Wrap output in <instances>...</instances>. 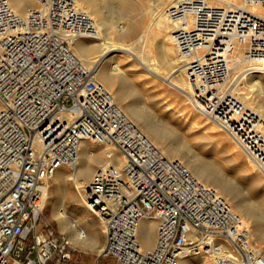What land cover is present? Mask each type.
Segmentation results:
<instances>
[{
  "label": "built area",
  "instance_id": "1",
  "mask_svg": "<svg viewBox=\"0 0 264 264\" xmlns=\"http://www.w3.org/2000/svg\"><path fill=\"white\" fill-rule=\"evenodd\" d=\"M241 1L176 0L165 10L190 106L236 141L254 135L260 120L225 87L233 56L243 51L264 66V13L254 11L264 0ZM96 30L76 0H35L25 14L0 0V264L68 259L72 242L43 211L53 175L76 166L85 141L111 143L123 156L98 168L85 188V208L104 228L100 257L178 264L188 249L215 264H264L229 202L166 157L74 53L73 41ZM143 219L156 222L149 250L139 239Z\"/></svg>",
  "mask_w": 264,
  "mask_h": 264
},
{
  "label": "bare ground",
  "instance_id": "2",
  "mask_svg": "<svg viewBox=\"0 0 264 264\" xmlns=\"http://www.w3.org/2000/svg\"><path fill=\"white\" fill-rule=\"evenodd\" d=\"M8 1L12 9L19 14H25L35 6V0ZM136 1L76 0L77 6L92 17L97 30L96 35L89 40L79 38L73 41L74 53L86 66L93 69L96 79L112 93L123 112L166 157L181 160L200 182L215 188L229 202L232 210L235 209L239 214L233 210L235 213L250 220L248 232L253 230L256 245L261 250L264 248V210L261 209L259 213L255 208L256 202L251 197H241L237 186L243 188L241 183L247 182L248 186L262 192L264 198V181L255 172H264V66L245 64L249 61L244 57L243 51H238L233 56L232 69L225 87H229L234 96L258 115L260 124L252 130L255 131L254 135L244 140L236 141L225 133L230 141L216 130L218 126L206 116L184 107L190 105L188 86L182 61L171 40L172 28L165 17L166 8L176 0H149L147 6H142L141 13L150 14V20L142 28L137 39L127 44L125 41L133 35L134 28L131 27L134 25H130V22ZM208 4L242 6L243 2L208 0ZM254 11L264 13V9L260 7ZM126 20L130 28L122 25ZM153 36L160 39L156 52L150 42ZM118 55L123 59L117 58ZM132 60L137 61L148 75L168 84L175 91L173 99L176 102H179L177 98L186 96L187 100L183 99L184 103H177L176 107L180 124L188 126L191 133L190 141L184 133L170 130L167 125L171 124L169 121H163V118L154 116L151 112L145 113L139 106L136 97L142 87L143 78L134 72L137 66ZM125 66L133 68L132 71L125 69ZM169 115H175L174 111ZM201 116L212 124L204 121ZM162 122L166 124L164 127L160 125ZM91 145L86 141L82 143L77 164L73 169L64 166L53 175L54 195L60 204L53 205L51 216L57 222L59 230L67 234L72 243L89 251L97 250L100 254L103 248L99 244L100 234L104 233V228L97 230L84 210L85 188L96 165L101 164L102 167L115 161L119 162L123 160V156L111 143L103 145L105 147H102V151ZM69 182H74L75 191L71 190ZM66 198L78 201L77 213L65 210L61 202ZM79 199H82V202ZM155 228L154 220L141 221L139 239L143 248L149 250L154 246ZM178 264L215 263L209 256L192 254L187 249L180 255Z\"/></svg>",
  "mask_w": 264,
  "mask_h": 264
},
{
  "label": "rangeland",
  "instance_id": "3",
  "mask_svg": "<svg viewBox=\"0 0 264 264\" xmlns=\"http://www.w3.org/2000/svg\"><path fill=\"white\" fill-rule=\"evenodd\" d=\"M148 1L149 0H137L136 3H134L133 9H132L133 11L131 13L132 22H130V25H132V26L134 25L133 27H131V28H134V29H132L133 35L131 36V38L127 39L125 41V43L130 44L133 41H135L137 39L138 35L140 34V32L142 31V28H144V26L149 22L150 14L147 13V14L143 15L141 13L142 12L141 11L142 6H147ZM151 1H153V0H151ZM235 1L240 3L241 0H235ZM128 23H129L128 20H126L122 25L124 27H129L130 25L128 26ZM82 39L89 40V38H82ZM159 40H160L159 38L154 37V36L150 40V42H152L151 46L155 52L158 48ZM117 58H119L120 60L123 59V57L122 56L119 57V55L117 56ZM132 61H135V60H132ZM134 63L137 66V70L134 72L140 78H143L142 83H141L142 87L139 90V95H137V97H136V100L138 101L139 106L142 109H144L143 111L145 113L151 112V113H153L152 115L157 116V117L159 116L161 119L163 118L162 119L163 121H169L171 124H167V125H168L170 130L174 131V129H175L178 132L180 131V132L184 133L185 136L187 137V140L190 141L191 133H189L188 126L180 124V122H179L180 116H179V113H178V110L176 107L177 103H179V105H182L181 103H184L183 99L187 100L186 96H182V97L177 98L179 100V102H176L173 99L175 96V91L170 86H168V84L164 83L162 80L156 79L154 76H152L150 74L148 75L147 72L138 64L137 61H135ZM245 64H247L248 66L250 65V63H248V62H245ZM251 65H257V64H251ZM129 67L130 66H125V69L132 71L133 68L130 69ZM144 77H145V79H144ZM262 80L264 81V76H263ZM248 83H249V80H248ZM249 84H251V82ZM184 107H186L187 110L190 109L191 111L196 112L198 114V112L195 111L190 105L188 106V104H187ZM189 107H191V108H189ZM150 110H152V111H150ZM172 111H174L175 115L170 117L169 114L172 113ZM178 116H179V118H178ZM201 118L204 121H207L204 116H201ZM208 123L212 124V122H208ZM160 125L162 127H164V125H166V124L164 122H162ZM218 129L219 128L217 127L216 130L218 132H220L221 134H223V136L228 138V140H230V138L226 136L224 131H222V130L219 131ZM88 143H89V145L92 144L90 142H88ZM91 146L98 148L99 151H102L103 148L105 147L103 145L101 146V145H96V144H92ZM99 167H101V164L96 165L94 167V170H93L91 176ZM66 168H68V167H66ZM255 172L264 181V174H262L258 171H255ZM91 176H90V178H91ZM241 184H242L243 188H241L240 186H237L238 191H240L239 192L240 196L243 198H247V199L249 197H251V199L256 202L255 208L257 209V211L259 213H260L261 209L264 210L263 193L257 191L255 188H251V186H248L247 182H242ZM69 186H70L72 191H75L74 182H69ZM49 193H50L49 194L50 196L46 202V206H45L44 211H43V216L51 223V226L56 233L64 234L65 236L68 237L67 234L62 233L59 230L57 222L51 216V211H52L53 205L60 204L59 199L56 197V195H54L53 179L51 180L50 185H49ZM80 201L82 202V199ZM61 204L65 207V210L68 212L77 213V210L79 209L78 208L79 206L76 205V204H78V201L72 200L71 198H66L63 202H61ZM84 210L87 212L88 216L91 218L92 223L94 224V227L97 230H102L103 225L101 224L100 220L97 217H95L92 213H90L86 208H84ZM233 210L235 212H237L235 209H233ZM242 219H243L245 226L248 229V227L250 225V220L247 218L245 219L243 217H242ZM41 225H42V223H41ZM155 225H156V222H155ZM155 232H156V228H155ZM47 233H48L47 229L46 230L44 229L43 235H47ZM249 233H250V238L256 244L255 233L253 232V230H252V232H249ZM104 243H105V235H104V233H101L99 244H100V246H104ZM146 250H148V249H146ZM261 250H262V253L264 255V248H262ZM68 254H69L68 259H66L65 261H62L58 264H113L114 263L113 259L110 257H100L99 254L97 253V250L96 251H89L88 249H82L74 243H72V245L68 251ZM55 263H56V261L54 262V264Z\"/></svg>",
  "mask_w": 264,
  "mask_h": 264
}]
</instances>
